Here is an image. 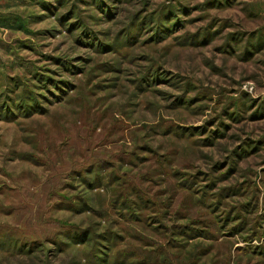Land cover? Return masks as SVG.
<instances>
[{
	"label": "rangeland",
	"instance_id": "1",
	"mask_svg": "<svg viewBox=\"0 0 264 264\" xmlns=\"http://www.w3.org/2000/svg\"><path fill=\"white\" fill-rule=\"evenodd\" d=\"M0 264H264V0H0Z\"/></svg>",
	"mask_w": 264,
	"mask_h": 264
}]
</instances>
